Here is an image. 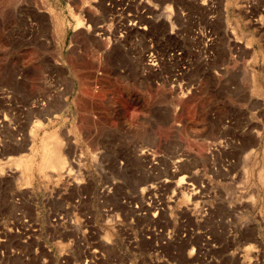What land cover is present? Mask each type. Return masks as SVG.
<instances>
[{
	"label": "rangeland",
	"instance_id": "rangeland-1",
	"mask_svg": "<svg viewBox=\"0 0 264 264\" xmlns=\"http://www.w3.org/2000/svg\"><path fill=\"white\" fill-rule=\"evenodd\" d=\"M0 264H264V0H0Z\"/></svg>",
	"mask_w": 264,
	"mask_h": 264
},
{
	"label": "built area",
	"instance_id": "built-area-1",
	"mask_svg": "<svg viewBox=\"0 0 264 264\" xmlns=\"http://www.w3.org/2000/svg\"><path fill=\"white\" fill-rule=\"evenodd\" d=\"M141 14H142V12H140V11H138L136 13L135 12H132V11H129L127 13V15L129 16V25H130V27H133V28L136 27V26H139L140 28L142 27L141 25H139L140 24L139 17H140ZM178 54H179V52L176 51V50L172 53V55H174V56H177ZM146 57H147L148 63L151 66H158L159 65V63H160V56L154 50H150L146 54ZM18 215L22 216V213H18ZM19 218H21V217H19ZM60 219H62V217H60ZM24 220H25V222H27L28 221V218L24 216Z\"/></svg>",
	"mask_w": 264,
	"mask_h": 264
},
{
	"label": "bare ground",
	"instance_id": "bare-ground-1",
	"mask_svg": "<svg viewBox=\"0 0 264 264\" xmlns=\"http://www.w3.org/2000/svg\"><path fill=\"white\" fill-rule=\"evenodd\" d=\"M88 27H89V25H88ZM55 38L57 39V37H55L54 36V41H55ZM101 40V39H100ZM59 41V40H58ZM56 42V41H55ZM57 44V43H56ZM58 47V46H57ZM59 59V58H58ZM59 61V60H58ZM57 61V62H58ZM63 66V65H62ZM60 67H61V65H60ZM64 67V66H63ZM50 99V98H49ZM48 102H50V100L48 101ZM38 103V107L39 108H43V107H45V103L44 102H37L36 101V104ZM35 104V105H36ZM36 107V106H35ZM43 110V109H42ZM47 110V109H46ZM50 112V111H49ZM50 114V113H49ZM41 121V120H40ZM38 123H39V121H38ZM44 124V123H43ZM43 124H41V125H43ZM38 125H40V124H38ZM128 129H129V127H128ZM59 142H52V140H50V139H47V142L45 143V146H44V156L45 157H47V156H49V153H52V159L54 158V160L53 161H58V162H60V164H61V166H63V165H65L66 164V162H67V159H66V157L64 156V155H62V154H60V153H57L56 151L58 150V146H57V144H58ZM59 151V150H58Z\"/></svg>",
	"mask_w": 264,
	"mask_h": 264
}]
</instances>
